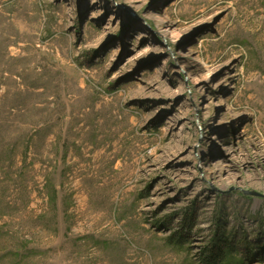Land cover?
I'll list each match as a JSON object with an SVG mask.
<instances>
[{
	"label": "rangeland",
	"instance_id": "374dc122",
	"mask_svg": "<svg viewBox=\"0 0 264 264\" xmlns=\"http://www.w3.org/2000/svg\"><path fill=\"white\" fill-rule=\"evenodd\" d=\"M225 239L264 264V0H0V264Z\"/></svg>",
	"mask_w": 264,
	"mask_h": 264
},
{
	"label": "trees",
	"instance_id": "16d2710c",
	"mask_svg": "<svg viewBox=\"0 0 264 264\" xmlns=\"http://www.w3.org/2000/svg\"><path fill=\"white\" fill-rule=\"evenodd\" d=\"M234 247L227 239L220 242L215 241L214 246L205 249L203 264H229L228 257L237 253Z\"/></svg>",
	"mask_w": 264,
	"mask_h": 264
},
{
	"label": "bare ground",
	"instance_id": "6f19581e",
	"mask_svg": "<svg viewBox=\"0 0 264 264\" xmlns=\"http://www.w3.org/2000/svg\"><path fill=\"white\" fill-rule=\"evenodd\" d=\"M183 56V55H182ZM184 57H187V56H184Z\"/></svg>",
	"mask_w": 264,
	"mask_h": 264
}]
</instances>
